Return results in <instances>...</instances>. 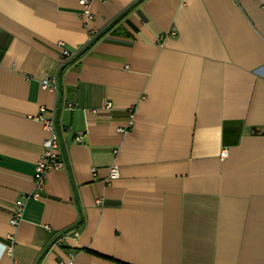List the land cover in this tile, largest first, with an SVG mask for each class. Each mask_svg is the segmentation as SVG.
<instances>
[{
  "label": "crops",
  "instance_id": "obj_1",
  "mask_svg": "<svg viewBox=\"0 0 264 264\" xmlns=\"http://www.w3.org/2000/svg\"><path fill=\"white\" fill-rule=\"evenodd\" d=\"M79 1L0 0V264H264V0Z\"/></svg>",
  "mask_w": 264,
  "mask_h": 264
},
{
  "label": "built area",
  "instance_id": "obj_2",
  "mask_svg": "<svg viewBox=\"0 0 264 264\" xmlns=\"http://www.w3.org/2000/svg\"><path fill=\"white\" fill-rule=\"evenodd\" d=\"M90 0H80L79 3L83 6H87ZM82 15L84 18H91V15L87 9H84L82 11ZM73 54L66 49H62L61 51V64L67 63L70 59H72ZM42 87L49 89V90H55V84L53 79H48L43 81ZM67 107L69 109H72L76 105L72 102L67 103ZM110 107V104L106 106L108 109ZM54 111L49 110L45 107H40L38 115L35 117V119L49 132V137L44 141V147L45 151L43 155L40 157L39 161L36 163L35 166V173L33 176V182H34V189H40L44 183L46 174L53 170L60 169L64 166V163L60 160L59 157V146H60V136L59 132L56 130L54 125ZM125 128L118 129L120 133H124ZM79 141L80 139H76ZM224 155V154H223ZM119 176L118 168L115 166H112L109 169L108 172V178L107 182L117 179ZM32 199L39 198V195L37 192L32 193L29 197ZM27 198H21L16 200L14 208L11 210L9 215V223L13 227H17L20 222L23 220L24 211H25V201ZM100 200H97V203H99ZM10 240L12 237H9ZM11 248L9 247L7 249V252H10ZM63 264V263H62ZM71 264V263H67Z\"/></svg>",
  "mask_w": 264,
  "mask_h": 264
},
{
  "label": "trees",
  "instance_id": "obj_3",
  "mask_svg": "<svg viewBox=\"0 0 264 264\" xmlns=\"http://www.w3.org/2000/svg\"><path fill=\"white\" fill-rule=\"evenodd\" d=\"M144 0H137L133 6L129 7L126 11L123 12V14L118 17L115 21H113L114 23L118 22V20H120L122 17L126 16L129 12H131L133 9H135L137 6H139ZM109 30V28L107 30H105L104 32L100 33L99 35H97L96 37V40H98L100 37H102L107 31ZM95 40V41H96ZM94 41V42H95ZM89 46H91V43L85 47V49H83L82 51H80L76 56L79 57L81 55V52H83L84 50H86V48H88ZM74 56V59H76L77 57ZM76 57V58H75ZM64 64H67V63H64ZM66 66L63 67V69L65 68ZM76 227L78 228L79 225H76Z\"/></svg>",
  "mask_w": 264,
  "mask_h": 264
}]
</instances>
